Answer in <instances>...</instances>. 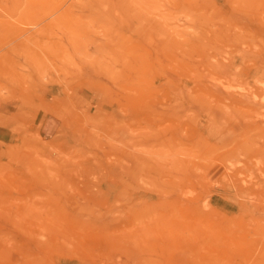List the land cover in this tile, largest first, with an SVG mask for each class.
<instances>
[{
    "label": "rangeland",
    "instance_id": "obj_1",
    "mask_svg": "<svg viewBox=\"0 0 264 264\" xmlns=\"http://www.w3.org/2000/svg\"><path fill=\"white\" fill-rule=\"evenodd\" d=\"M0 264H264V0H0Z\"/></svg>",
    "mask_w": 264,
    "mask_h": 264
}]
</instances>
